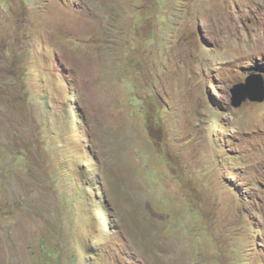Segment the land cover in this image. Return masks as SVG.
Wrapping results in <instances>:
<instances>
[{
    "label": "rangeland",
    "instance_id": "374dc122",
    "mask_svg": "<svg viewBox=\"0 0 264 264\" xmlns=\"http://www.w3.org/2000/svg\"><path fill=\"white\" fill-rule=\"evenodd\" d=\"M251 76L264 0H0V264H264Z\"/></svg>",
    "mask_w": 264,
    "mask_h": 264
},
{
    "label": "water",
    "instance_id": "95a60500",
    "mask_svg": "<svg viewBox=\"0 0 264 264\" xmlns=\"http://www.w3.org/2000/svg\"><path fill=\"white\" fill-rule=\"evenodd\" d=\"M254 87V93L249 92V89ZM232 106L239 108L246 101L264 102V81L260 76H251L245 84H237L231 90Z\"/></svg>",
    "mask_w": 264,
    "mask_h": 264
},
{
    "label": "clouds",
    "instance_id": "9594fccd",
    "mask_svg": "<svg viewBox=\"0 0 264 264\" xmlns=\"http://www.w3.org/2000/svg\"><path fill=\"white\" fill-rule=\"evenodd\" d=\"M240 108V107H239Z\"/></svg>",
    "mask_w": 264,
    "mask_h": 264
}]
</instances>
